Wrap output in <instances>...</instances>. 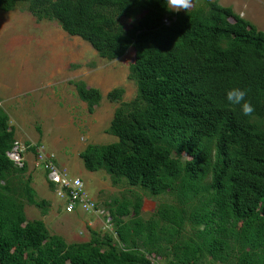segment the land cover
Listing matches in <instances>:
<instances>
[{
	"label": "trees",
	"instance_id": "16d2710c",
	"mask_svg": "<svg viewBox=\"0 0 264 264\" xmlns=\"http://www.w3.org/2000/svg\"><path fill=\"white\" fill-rule=\"evenodd\" d=\"M193 1L176 12L164 0H0L1 10L58 21L105 59L133 49L129 78L138 87L129 101L125 87L107 94L120 103L107 129L119 140L80 153L87 169L129 187L85 242L28 218L27 203L46 212L49 202L27 163L10 158L16 129L0 105V264H264V30L219 0ZM75 84L95 112L102 91ZM237 86L248 91L251 116L227 100ZM146 196L165 198L148 218Z\"/></svg>",
	"mask_w": 264,
	"mask_h": 264
},
{
	"label": "rangeland",
	"instance_id": "374dc122",
	"mask_svg": "<svg viewBox=\"0 0 264 264\" xmlns=\"http://www.w3.org/2000/svg\"><path fill=\"white\" fill-rule=\"evenodd\" d=\"M219 1L232 6L264 30V0ZM124 22L128 27L132 24L129 19ZM134 60L133 49L120 59H105L88 41L65 31L58 21L38 20L23 7L12 11L0 9V105L11 115L17 138L13 150L8 153L10 158L18 166L23 165L27 153L35 155L36 160L37 154L31 150L33 146L55 154L59 168L67 170L71 177L82 178L102 209H107V203L116 197L122 200L129 195L128 185H114L105 169H87L80 153L90 144H110L119 140L107 129L120 103L109 100L107 94L116 87H125V101L136 97L137 84L129 78ZM77 81H85L102 91L103 99L95 112L91 113L80 98ZM24 146L28 148L22 151L23 159L19 160L18 150H23ZM34 164L38 169L27 174L36 175L38 186L33 182L32 185L38 198L46 199L49 204L45 212L44 208L27 203L28 218L43 220L51 233L63 236L69 243L89 241L90 228L100 230L105 223L104 215L91 226L89 214L81 210L69 212L65 201L46 183L40 165ZM135 190L141 192L139 188ZM163 200V197L146 196L144 217H150ZM75 217L81 218L77 226L70 224ZM108 225L103 230L112 232V222ZM157 264L166 263L158 259Z\"/></svg>",
	"mask_w": 264,
	"mask_h": 264
},
{
	"label": "built area",
	"instance_id": "2783aa9c",
	"mask_svg": "<svg viewBox=\"0 0 264 264\" xmlns=\"http://www.w3.org/2000/svg\"><path fill=\"white\" fill-rule=\"evenodd\" d=\"M25 149L26 146H24L23 150H18L19 160L23 159L22 151ZM54 158L55 154L46 153L43 150L39 152L36 161L37 165H40V167L43 166L45 171H48V180L54 183L55 194L59 199L65 201L67 210L69 212L81 210L86 214L96 216L105 215V209L98 206L97 201L88 192L83 180L81 178L71 177L66 170H61L54 162ZM107 222L108 224L111 223V217H109ZM90 224L92 225L93 223L90 222ZM108 224H106V227H109Z\"/></svg>",
	"mask_w": 264,
	"mask_h": 264
},
{
	"label": "clouds",
	"instance_id": "9594fccd",
	"mask_svg": "<svg viewBox=\"0 0 264 264\" xmlns=\"http://www.w3.org/2000/svg\"><path fill=\"white\" fill-rule=\"evenodd\" d=\"M165 6L170 11L179 12L181 9L189 12L192 7V0H164ZM248 97L247 89L242 87H232L227 91V100L230 105L240 106L243 115L251 116L255 111V106Z\"/></svg>",
	"mask_w": 264,
	"mask_h": 264
},
{
	"label": "crops",
	"instance_id": "0c3cea01",
	"mask_svg": "<svg viewBox=\"0 0 264 264\" xmlns=\"http://www.w3.org/2000/svg\"><path fill=\"white\" fill-rule=\"evenodd\" d=\"M25 163H27V165H28V170L30 171V172H32V170L33 169H36L37 168V166L34 164L35 162H36V160H35V155H33L32 153H27L26 154V157H25ZM38 169V168H37ZM40 169V168H39ZM41 171H42V173L43 174H45V172L42 170V169H40ZM29 174H31V173H29ZM32 177H33V185L36 187V186H38V180H37V178H36V175H32ZM36 180V181H35ZM45 180H46V177H45ZM46 183L48 184V182L46 181ZM36 189V188H35ZM97 197V196H96ZM80 222H81V218H77V217H75V219L74 220H72V222H70V224H73V225H79L80 224ZM90 222H92L91 221V219L88 221V223L90 224ZM92 223H94L95 224V222H92ZM85 225H86V223H85ZM91 225V224H90ZM93 225V224H92ZM87 226V225H86Z\"/></svg>",
	"mask_w": 264,
	"mask_h": 264
},
{
	"label": "bare ground",
	"instance_id": "6f19581e",
	"mask_svg": "<svg viewBox=\"0 0 264 264\" xmlns=\"http://www.w3.org/2000/svg\"><path fill=\"white\" fill-rule=\"evenodd\" d=\"M86 79V78H85ZM55 104V103H54ZM56 106V105H55ZM4 111V110H3ZM10 117V116H9ZM37 162V161H36ZM209 184V183H208ZM127 186V185H126ZM53 191H54V189H52ZM175 192V191H174ZM54 193H55V191H54ZM56 195V194H55ZM95 199V198H94ZM116 199H117V197H116ZM97 201V200H96ZM138 201V200H137ZM122 204V203H121ZM123 205V204H122ZM177 205V204H176ZM121 206V205H120ZM168 208V207H167ZM162 209V208H161ZM80 213V212H79ZM110 242V241H109Z\"/></svg>",
	"mask_w": 264,
	"mask_h": 264
}]
</instances>
